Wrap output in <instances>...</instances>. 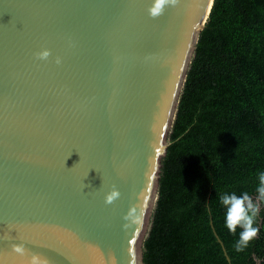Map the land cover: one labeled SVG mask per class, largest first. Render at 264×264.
Returning a JSON list of instances; mask_svg holds the SVG:
<instances>
[{"label":"water","instance_id":"obj_1","mask_svg":"<svg viewBox=\"0 0 264 264\" xmlns=\"http://www.w3.org/2000/svg\"><path fill=\"white\" fill-rule=\"evenodd\" d=\"M153 2L0 0V264H145L168 136L214 0H179L158 18ZM132 206L140 222L124 219Z\"/></svg>","mask_w":264,"mask_h":264},{"label":"trees","instance_id":"obj_2","mask_svg":"<svg viewBox=\"0 0 264 264\" xmlns=\"http://www.w3.org/2000/svg\"><path fill=\"white\" fill-rule=\"evenodd\" d=\"M168 141L145 264H230L211 218L231 264H264V0H214ZM185 157L196 165L174 170ZM245 192L259 208L260 231L237 252L242 229H227L219 197Z\"/></svg>","mask_w":264,"mask_h":264},{"label":"clouds","instance_id":"obj_3","mask_svg":"<svg viewBox=\"0 0 264 264\" xmlns=\"http://www.w3.org/2000/svg\"><path fill=\"white\" fill-rule=\"evenodd\" d=\"M179 0H154L151 7L148 9L149 16L151 18H158L164 14L167 6H176ZM51 55L49 50H43L36 54V59L46 61ZM56 64H60V58L56 59ZM259 197L264 200V173L259 176V186L257 187ZM121 193L115 189L108 193L105 197L106 204H112L120 198ZM221 205L225 208V222L227 229L235 234L237 228H241L242 231L239 234V240L235 245L237 252L244 251L249 244L257 237L259 228L254 226L256 218L259 213V208L253 203L252 198L248 193H243L237 196L235 193L224 194L219 197ZM125 220L133 219L135 222L142 220V211L137 206H132L129 212L124 217ZM14 251L19 254H24V248L22 245L14 247ZM30 264H47V261L42 257L33 255Z\"/></svg>","mask_w":264,"mask_h":264},{"label":"rangeland","instance_id":"obj_4","mask_svg":"<svg viewBox=\"0 0 264 264\" xmlns=\"http://www.w3.org/2000/svg\"><path fill=\"white\" fill-rule=\"evenodd\" d=\"M191 165V166H195L196 165V161L195 160H188L186 157L185 158H178L175 162V165L173 166V169L174 170H180V168H182L184 165ZM185 180L183 179V174H180V176L177 178L176 180V184L172 190V195H177L179 193V188L180 186L182 185V183L184 182ZM150 226H151V222L148 223V229L146 231V235H145V238L148 234V231L150 230Z\"/></svg>","mask_w":264,"mask_h":264}]
</instances>
